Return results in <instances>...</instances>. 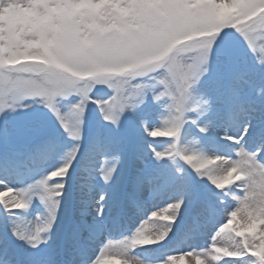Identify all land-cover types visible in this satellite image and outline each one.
I'll list each match as a JSON object with an SVG mask.
<instances>
[{"label": "snow or ice", "instance_id": "6c2138e0", "mask_svg": "<svg viewBox=\"0 0 264 264\" xmlns=\"http://www.w3.org/2000/svg\"><path fill=\"white\" fill-rule=\"evenodd\" d=\"M26 99L58 127L0 120V264H264V0H0V114Z\"/></svg>", "mask_w": 264, "mask_h": 264}, {"label": "bare ground", "instance_id": "6f19581e", "mask_svg": "<svg viewBox=\"0 0 264 264\" xmlns=\"http://www.w3.org/2000/svg\"><path fill=\"white\" fill-rule=\"evenodd\" d=\"M29 105H30V107L35 106L34 103L29 104ZM209 151H211V149H209ZM32 173H33V170H30L27 177L30 176V174H32ZM164 203H165V201L159 200L154 205H150L148 208V211H151L153 207H162ZM0 211L2 212V210H0ZM62 212H63V210H62ZM62 212H61V214H62ZM67 212H68V207H66V213ZM36 214L37 213H36V211L33 210V208L28 209L26 212H22V215H24L28 219L34 218L36 216ZM133 224H136V219L135 218L129 219L128 225H133ZM146 227H148L150 230L152 229L153 231L158 230V227L155 226V222L146 225ZM127 230L125 228H123V226H122V227H119V228L112 230L110 232V235L120 234L122 236V235L127 234ZM205 242H206V237L195 241L194 243L191 244V246L192 247H202V246H205ZM146 247H149V248L141 249L139 256H141L142 258L161 259L162 256L165 255L167 252H169L171 250H176V248H180L181 246H179V245L174 246L173 242H168V243L161 242L160 245H151V246H146ZM185 250H186V246H185Z\"/></svg>", "mask_w": 264, "mask_h": 264}, {"label": "rangeland", "instance_id": "374dc122", "mask_svg": "<svg viewBox=\"0 0 264 264\" xmlns=\"http://www.w3.org/2000/svg\"><path fill=\"white\" fill-rule=\"evenodd\" d=\"M26 100H29V99H26ZM27 104V103H26ZM38 109H37V111L40 109V108H42V107H44L43 105H40V104H38L37 106H36ZM22 108H17V109H15V110H6V112L5 113H7L8 115H10V117L7 119V116H4V119H6V120H8L10 123H24V122H26L25 120H26V117H25V119H24V121H23V119H22V117L21 116H19V111L21 110ZM27 109H30V106L27 108ZM26 109V110H27ZM28 111V110H27ZM28 112H30V111H28ZM13 113H15V115H13L12 116V114ZM30 113H33V112H30ZM1 115L2 114H0V117H1ZM16 118V119H15ZM13 119H15V120H13ZM1 120V119H0ZM23 121V122H22ZM165 146H167L166 144L165 145H161V147H165ZM127 160V159H126ZM126 160H125V162H126ZM51 162L49 161V162H45V163H39L38 165H37V171H38V175H40L39 177H41L42 175H44L45 174V172H46V170H42L41 169V167H44V166H47V167H49V164H50ZM185 168H188V166H184ZM189 170H191L190 168H188ZM195 174V173H194ZM18 185V184H17ZM20 187V186H19Z\"/></svg>", "mask_w": 264, "mask_h": 264}]
</instances>
